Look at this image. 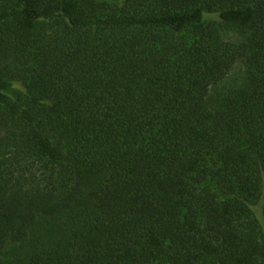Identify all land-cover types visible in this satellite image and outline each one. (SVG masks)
<instances>
[{
	"label": "trees",
	"instance_id": "trees-1",
	"mask_svg": "<svg viewBox=\"0 0 264 264\" xmlns=\"http://www.w3.org/2000/svg\"><path fill=\"white\" fill-rule=\"evenodd\" d=\"M0 264H264V0H0Z\"/></svg>",
	"mask_w": 264,
	"mask_h": 264
},
{
	"label": "rangeland",
	"instance_id": "rangeland-1",
	"mask_svg": "<svg viewBox=\"0 0 264 264\" xmlns=\"http://www.w3.org/2000/svg\"><path fill=\"white\" fill-rule=\"evenodd\" d=\"M101 1H107L117 5H122L124 2V0H101ZM242 72L243 70L241 65H237V67L229 75L228 79L213 94L215 100H218L221 97V95L224 93L227 87L235 85L241 79ZM53 228H57V224L53 223L52 221L42 222L31 233L29 239L25 243L10 244L2 253V257L7 262H11L21 254L23 255L26 252L43 247L45 245V242H47V239L55 231L52 230Z\"/></svg>",
	"mask_w": 264,
	"mask_h": 264
}]
</instances>
